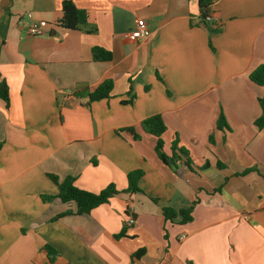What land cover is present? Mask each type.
Listing matches in <instances>:
<instances>
[{"label": "crops", "instance_id": "0c3cea01", "mask_svg": "<svg viewBox=\"0 0 264 264\" xmlns=\"http://www.w3.org/2000/svg\"><path fill=\"white\" fill-rule=\"evenodd\" d=\"M62 1L0 0V264H264V85L250 79L264 63V0H213L207 23L198 0H73L96 34L61 27ZM138 18L151 35L133 41ZM34 22L46 33L31 35ZM97 45L112 59L95 61ZM106 78L109 98L81 95ZM156 114L165 152L176 136L188 152L175 167L141 128ZM136 169L143 192L131 194ZM47 173L120 194L75 214ZM165 206H194L193 219L166 220Z\"/></svg>", "mask_w": 264, "mask_h": 264}, {"label": "trees", "instance_id": "16d2710c", "mask_svg": "<svg viewBox=\"0 0 264 264\" xmlns=\"http://www.w3.org/2000/svg\"><path fill=\"white\" fill-rule=\"evenodd\" d=\"M198 2L200 6L201 19L204 23H207L209 22L207 21V17L210 16L213 0H198ZM62 11L63 15L58 22L61 27L70 30H81L87 34H96L98 32L97 26L89 21L88 11L84 8L78 7L73 0H63ZM92 54L95 61H107L112 59V52L102 46H94L92 48ZM250 79L258 85H264V63L259 65L250 73ZM113 88V80L111 78H106L94 89H86L81 92V95H86L90 102L100 101L105 98H109L112 94ZM0 98L5 101L7 107L10 106V91L6 81L0 82ZM127 102L128 101H125V103ZM128 103H130V101ZM259 103L261 106V114L256 119L255 125L261 130L264 128V95L259 98ZM217 127L219 129H229L223 115L219 117ZM141 128L143 132L156 137V153L158 157L169 166L175 167L177 160L182 159L183 155L188 154L187 150L183 146L179 145L178 136H176L171 144L170 154L165 152L163 134L167 130V125L160 114L152 115L144 119L141 122ZM123 130L131 132L136 140L141 138V135L137 133L136 128L133 126L124 128ZM93 162L96 163L95 161ZM218 166L223 167L220 162L218 163ZM143 175L144 171L142 169L130 171L127 175L128 187L125 192L131 194L143 192L139 186V181ZM47 176L59 188V192L56 197H58L63 203H74L76 205L75 214H88L98 206L109 202V200L115 195L120 194V191L113 183L106 186L99 193H94L79 188L75 184L76 178L74 176L69 175L63 179L52 173H47ZM44 197L47 200H50L53 199L54 196L47 195ZM152 200L157 202V199L155 198H152ZM193 208L194 206H190L188 208L176 210L172 207L165 206L162 208V212L166 220H173L177 216H180V223H187L193 219ZM69 213H73V211L62 212L53 219H58L59 217ZM125 234L126 228H123L120 233L115 235V237L119 238ZM44 249L47 251L48 258L51 263H53L60 255L58 250L50 245H45ZM144 252L145 249H140L135 253V256L139 257Z\"/></svg>", "mask_w": 264, "mask_h": 264}, {"label": "built area", "instance_id": "2783aa9c", "mask_svg": "<svg viewBox=\"0 0 264 264\" xmlns=\"http://www.w3.org/2000/svg\"><path fill=\"white\" fill-rule=\"evenodd\" d=\"M212 17L208 16L207 17V21H211ZM45 22H34L30 25V27L28 28V31L31 35H42L45 32L44 30V26H45ZM151 35V31L148 27V24L146 22L145 19L143 18H138L136 20V25L135 28L133 30H131L128 34L129 38L133 41H140L143 39H147L149 36ZM133 218L130 217L128 219V224H132L133 223ZM185 235H182V238H184Z\"/></svg>", "mask_w": 264, "mask_h": 264}]
</instances>
